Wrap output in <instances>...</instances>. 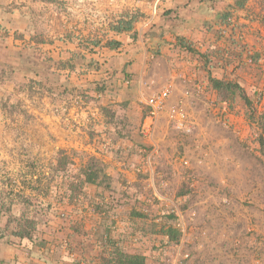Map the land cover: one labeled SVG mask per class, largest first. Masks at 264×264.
I'll return each instance as SVG.
<instances>
[{
  "label": "crops",
  "instance_id": "crops-1",
  "mask_svg": "<svg viewBox=\"0 0 264 264\" xmlns=\"http://www.w3.org/2000/svg\"><path fill=\"white\" fill-rule=\"evenodd\" d=\"M241 1L0 0V64L15 67L14 82L6 85L9 90L17 88L20 80L32 81V90L40 92L48 107L80 112L83 99H90L95 103L87 108L93 114L109 102H130V109L140 103L145 109L147 98L170 89L154 131L145 134L151 148L143 162L129 159L130 142L112 135V128L97 120L95 127L104 124L115 147L104 160L106 174L113 179L110 191L84 183V168L72 171L71 182L62 175L61 197L49 200V213L35 220L33 240L18 239L10 230L2 234L0 264H113L108 259L115 248L145 257L146 264H181L177 253L183 241L179 246L170 243L163 232L191 219L193 207L208 234L200 239V264H216L213 259L222 249L255 244L238 224L248 227L259 217L256 207L247 205L256 200V174L253 163L246 167L241 163L246 157L239 159L233 153L235 137L215 139L214 130L198 135L216 151L207 152L202 173L216 185L214 189L209 182L193 184L191 173L179 167L186 155L171 161L179 140L169 136L166 124L167 109L183 103L195 119L205 115L202 99L185 98L190 84L202 86L206 95L220 102L209 71L218 80L243 81L246 89L263 90L262 73L248 67L246 59L264 55V0H246L242 7ZM132 16L137 17L133 31H114ZM152 27L161 37L148 45L142 36ZM111 42L120 46H108ZM181 43L194 52L183 51ZM202 56L209 59V68ZM96 84L115 90L103 95L91 91L86 97L63 94L66 89L88 90ZM240 108L243 111L245 106ZM243 122L236 120L238 140L250 144ZM149 123L146 117L142 128ZM138 174L144 179L139 181ZM187 186L200 193L199 200L190 201L186 193L175 195ZM62 212L67 215L64 219L59 217ZM166 212L176 219L164 217ZM3 224L5 228L6 218Z\"/></svg>",
  "mask_w": 264,
  "mask_h": 264
},
{
  "label": "rangeland",
  "instance_id": "rangeland-1",
  "mask_svg": "<svg viewBox=\"0 0 264 264\" xmlns=\"http://www.w3.org/2000/svg\"><path fill=\"white\" fill-rule=\"evenodd\" d=\"M249 58L254 60V64L250 65L247 62ZM249 58L246 59L247 66L261 73L258 64L261 56L257 59ZM237 82L252 99L254 110H251V114L253 115L248 116L249 109L245 105L242 111L240 104L230 106L223 102L218 103L221 107L220 111L223 113L222 118L225 113L229 112L234 113L237 118H241L245 122H243V126L246 128L245 133L249 136L250 144L239 142L241 132L234 133L221 124L212 121L197 126L194 133L189 137L177 136L179 144L175 146L177 151L171 161H176V158L186 155L185 159L189 161V165L185 166L181 161L180 166L178 160L179 167L187 173H191L193 184L196 182L206 184L209 181L202 174L207 167L206 153L215 154L216 151L213 146L211 148V145L205 143L198 135L200 132L209 134L211 130H214L215 139H220L228 134L229 137H235L233 141L237 150H234L233 153L239 159L247 158L241 161L246 167L253 163L251 166L256 174L254 180V189L258 190L254 196L256 200H253V203L247 202V205L256 207L259 217L255 218V221H252L248 227L238 224L242 228L240 231H243L246 237H251L255 244L249 248L247 246L231 248L230 251L222 249V252H217V257L213 260L216 261V264H264V156L260 152L258 143L260 138L263 137L264 139V129L259 125V123L264 125V117L262 118L264 115V97L259 96V92L255 93L251 89H246L243 81ZM8 83L0 87V234L10 230L11 235H13V232L18 228L16 220L30 219L35 221L38 217H44L46 213H49L48 201H57L61 197L58 191L62 175L63 178L71 182V179H75L72 171L82 168L86 171L91 160L95 159L104 165L107 154L114 152L115 147L112 143L111 134L106 131V126L102 124L103 128L95 127L97 120L106 122V125L112 128V135L116 137H118V131L127 133L128 137L121 139L130 142L129 159L139 158L143 162L146 152L150 151L151 147L146 144L142 128L148 111L140 103L125 112L117 110L115 115L118 127H114L109 125L107 115L102 110H99L98 113H90L92 110L87 107L92 108L91 104L95 103L90 102V99H83L85 105L80 112L68 111L65 108L56 111L44 103L39 91L32 90L35 86H32L31 82L20 80L16 84L17 88L13 90L6 88ZM27 90L29 91L27 92ZM114 106L116 108L117 103H114ZM191 114L197 118L193 113ZM77 121L79 125L75 124ZM180 143L183 145L181 146ZM66 169L69 171L65 172ZM138 175L139 181L144 179L143 175ZM209 185L215 189V184L209 182ZM144 187L146 188V185H143ZM169 189L173 193L172 188ZM182 191L189 196L190 201L200 199L197 198L200 193H195L197 190L190 188V186H187V189L180 188L175 195ZM187 207L184 206L185 209ZM190 211L191 219L186 222L187 229L181 237V241H183L181 248L183 252L190 254V258L182 260L180 263L187 264V261L192 260L193 264H200V239L207 238L208 234H206V229L199 224L201 219H199V213H196L195 207ZM170 215L172 214L166 212L164 217ZM59 217L64 219L67 215L62 212ZM4 218L7 219L5 228L2 227ZM35 223L38 224L36 221ZM191 227L192 231H190L191 236L189 237V228Z\"/></svg>",
  "mask_w": 264,
  "mask_h": 264
},
{
  "label": "trees",
  "instance_id": "trees-1",
  "mask_svg": "<svg viewBox=\"0 0 264 264\" xmlns=\"http://www.w3.org/2000/svg\"><path fill=\"white\" fill-rule=\"evenodd\" d=\"M246 0H242L240 2L241 7L243 6L244 2ZM229 16H225L224 22H227V19ZM137 17H128L127 20H122L119 22L118 26L114 27L115 32H131L133 31L134 24L136 23ZM153 28H150L148 32H146L142 37L146 44L149 45V40H152L153 38H160L161 35L157 36L155 32L153 31ZM137 33L134 32L132 34V39H137ZM108 46H115L119 47L120 44L117 42H111L108 43ZM147 46V45H146ZM179 47L185 51V52H194V50L187 45L180 44ZM205 60L206 67L209 68V59L206 56H202ZM15 71V67L2 63L0 64V87H3L8 82H14V79L12 78L11 74ZM32 84V81H30ZM209 82L212 86V88L218 93V100L223 103L229 104L230 106L233 105H245L248 109V116H252L251 110L253 111V105H252V99L247 95L246 91L243 89V87L238 83L237 81H223L216 79L211 71H209ZM32 86L30 87V89ZM114 88H110L109 86H105L103 84H96L92 86L88 90H77V89H66L64 90L63 94L67 95H75V96H81L85 97L87 96L86 93H89L91 91L96 92L98 94L103 95L106 92L114 91ZM257 93V91H255ZM131 106L130 102H124L117 104L116 108L113 103H110L107 105V107H103L101 110L103 113L107 115V118L109 120V125L118 127L117 119H116V111L119 112H125L127 111ZM264 115L262 116V118ZM262 123H259L261 128L264 129V125ZM262 129V130H263ZM129 134V132H128ZM117 136L120 138H126L128 137L127 133H123L121 131H118ZM258 143L260 145V152L264 156V139L263 137L258 140ZM65 158V157H63ZM113 182V179L109 177L106 174V169L104 165H101L97 160H91L87 166V169L85 171V177H84V183L86 184H93L98 186L100 189L104 191H110L111 184ZM181 194L183 193L180 192ZM169 218L176 219L174 215H170ZM18 228L15 232H13V236L18 239H28L33 240V235L36 230V223L33 220L30 219H19L16 220ZM15 221V222H16ZM166 236H168L169 242L176 244L177 246L181 243V237H182V231L180 228H173L170 227L167 230L163 232ZM3 238V235L0 234V239ZM108 263L113 264H146L145 257L140 255H130L125 252H123L119 248H115L114 251L111 252L110 257L108 259Z\"/></svg>",
  "mask_w": 264,
  "mask_h": 264
},
{
  "label": "built area",
  "instance_id": "built-area-1",
  "mask_svg": "<svg viewBox=\"0 0 264 264\" xmlns=\"http://www.w3.org/2000/svg\"><path fill=\"white\" fill-rule=\"evenodd\" d=\"M230 23H234V20H229ZM250 65L254 64V60L249 58L247 61ZM258 64L261 69V73L264 79V55L258 61ZM185 98H197L202 99L206 106V113L201 119L197 120L191 116L184 103L179 106H173L167 109V127L168 134L171 137H177L179 135H185L189 137L194 133V129L203 124H208L209 122L215 121L218 124H221L226 129H230L234 133H239L236 129V120L237 117L234 113H225L224 117L223 113L220 111V106L217 100H214L211 96L206 95V91L203 90V87L200 85H188L184 91ZM259 96L264 97V85L263 90L260 91ZM170 97V89L161 90L159 93L147 98L145 100V106L148 111V119L150 120L149 125L143 128V135L145 136L146 132L151 133L154 131L155 126L160 118V114L166 109L167 101ZM89 112V111H88ZM75 124L79 125V122H75ZM70 131V130H69ZM64 139V138H62ZM207 154V153H206ZM183 164L185 166L189 165V161L187 159H183ZM186 221L180 222V229L182 233L186 232L187 224ZM190 258L189 253L183 252L180 248L177 253L178 262L182 260H187Z\"/></svg>",
  "mask_w": 264,
  "mask_h": 264
}]
</instances>
